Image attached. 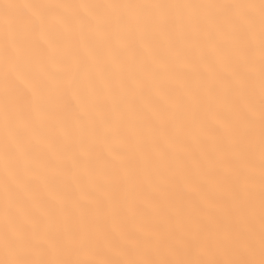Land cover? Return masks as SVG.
Wrapping results in <instances>:
<instances>
[{
    "label": "snow or ice",
    "instance_id": "snow-or-ice-1",
    "mask_svg": "<svg viewBox=\"0 0 264 264\" xmlns=\"http://www.w3.org/2000/svg\"><path fill=\"white\" fill-rule=\"evenodd\" d=\"M0 264H264V0H0Z\"/></svg>",
    "mask_w": 264,
    "mask_h": 264
}]
</instances>
